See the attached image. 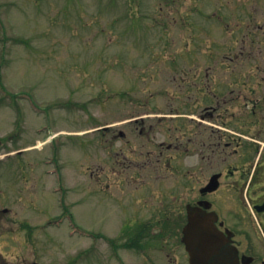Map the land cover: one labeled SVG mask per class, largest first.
Listing matches in <instances>:
<instances>
[{
    "label": "rangeland",
    "instance_id": "374dc122",
    "mask_svg": "<svg viewBox=\"0 0 264 264\" xmlns=\"http://www.w3.org/2000/svg\"><path fill=\"white\" fill-rule=\"evenodd\" d=\"M235 23L243 27L228 44ZM249 31L260 41L253 58L264 61V0H0V262L105 264L120 199L142 198L129 188L146 181L119 173L123 138L103 124L166 114L146 124L162 118L154 127L173 131L157 142L180 143L174 115L204 72L232 70L230 55ZM243 66L264 70V62ZM173 154L168 185L182 166ZM65 214L82 235L68 234L67 219L54 224Z\"/></svg>",
    "mask_w": 264,
    "mask_h": 264
},
{
    "label": "flooded vegetation",
    "instance_id": "af4514ba",
    "mask_svg": "<svg viewBox=\"0 0 264 264\" xmlns=\"http://www.w3.org/2000/svg\"><path fill=\"white\" fill-rule=\"evenodd\" d=\"M241 40L232 70L204 72L201 87L188 94L192 100L185 102V111L175 115L182 117L180 143L157 142L158 134L173 131L163 124L154 127L162 118L146 124L141 116L114 129L115 123L105 125L123 138L116 149L119 173L146 181L129 188L143 192L142 198L120 199L118 236L105 237V264H192L184 229L193 214L198 240L190 245L197 264H264V70L242 69L243 63L259 68L264 61L253 58L260 45L253 31ZM211 79L210 85L204 81ZM174 152L181 154L180 178L168 185L161 181L174 173ZM137 153L145 156L143 162Z\"/></svg>",
    "mask_w": 264,
    "mask_h": 264
},
{
    "label": "water",
    "instance_id": "95a60500",
    "mask_svg": "<svg viewBox=\"0 0 264 264\" xmlns=\"http://www.w3.org/2000/svg\"><path fill=\"white\" fill-rule=\"evenodd\" d=\"M188 231H190V230H189V229L186 230L187 234H188ZM186 239L188 240V238H186ZM195 257H196V254L194 253V254L192 255V261H193V262H195Z\"/></svg>",
    "mask_w": 264,
    "mask_h": 264
}]
</instances>
